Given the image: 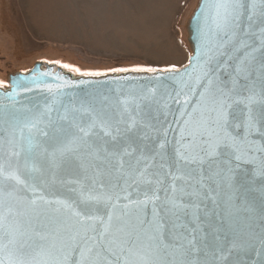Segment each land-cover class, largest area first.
Wrapping results in <instances>:
<instances>
[{
  "label": "water",
  "instance_id": "95a60500",
  "mask_svg": "<svg viewBox=\"0 0 264 264\" xmlns=\"http://www.w3.org/2000/svg\"><path fill=\"white\" fill-rule=\"evenodd\" d=\"M210 3L198 0L188 21L192 53L181 68L74 77L56 64L38 61L26 72L9 75L8 87H0V168L22 183L0 177V217L11 225L10 234L0 227V264H46L63 241L83 235V227L94 223L88 220L80 225L72 210L104 221L109 214L135 215L136 202L144 200L145 193L159 196L158 203L168 198L173 174L181 176L175 181L177 188L191 191L195 187L212 197L201 204L207 216H201L203 242L196 264H264V151L257 150L264 148V105H253L259 123L252 132L244 127V105L231 109L229 134L243 141L242 149H251L242 159H235L231 150L216 163L188 164L178 159L181 146L192 139L185 131L190 114L199 109L208 116L200 103L208 84L207 69L202 67L206 49L201 28L202 14L211 17L212 8L204 7ZM239 3L238 18L228 36L214 37L224 53L215 55L209 73L218 82L230 80L238 60L249 51L245 44L259 47L264 0ZM257 75L253 72L240 84H255L259 91ZM93 120L103 122L111 135L97 128V134L89 138L91 147L73 146L76 151L62 157L57 149L75 131L72 125L86 126ZM132 121L136 124L129 130ZM162 142L166 143L160 149ZM125 150L131 154L125 155ZM228 167L234 170L231 186L221 171ZM213 171L220 175L213 176ZM145 179L150 183H144ZM201 180L203 188L197 183ZM82 194L97 199L84 200ZM41 196L51 203L44 204L38 199ZM34 199L37 204L31 205ZM58 202H67L72 209ZM151 213V204L140 211L147 218ZM187 219L181 217L176 223ZM96 231H100L99 223ZM165 239L171 242L167 231Z\"/></svg>",
  "mask_w": 264,
  "mask_h": 264
},
{
  "label": "snow or ice",
  "instance_id": "6c2138e0",
  "mask_svg": "<svg viewBox=\"0 0 264 264\" xmlns=\"http://www.w3.org/2000/svg\"><path fill=\"white\" fill-rule=\"evenodd\" d=\"M204 7L212 8L210 18L202 14L201 28L206 49V59L202 67L207 69L204 71V78H207L208 84L201 94L200 103L202 108L207 110L208 116H205V113L199 109L190 114L189 120L186 121L185 131L192 139L188 145H182L178 151L179 160L188 164L200 165L209 162L216 163L226 150H231L237 160L242 159L246 151H251L250 148L242 149L243 141L228 132V129L232 127L231 109L236 104L244 105L247 109L244 127L252 132L259 123L253 115V105H264V28L260 30L259 47L245 44L244 46L249 48V51L238 60L230 80L218 82V77L213 79L209 76V73L213 71L211 64L216 54H224L221 51L223 45L219 40L228 36L235 25L241 5L239 0H211V3ZM143 70L155 71V69ZM253 72L258 74L259 91L255 90V84L251 87L240 84L241 80L248 81ZM95 75H100V73H95ZM242 89L247 92L246 95L242 94ZM135 124L136 122L132 121L129 124V130L135 127ZM72 127L75 131L70 134L67 143L57 149L62 157L74 153L76 148L73 146L83 144L85 147H91L89 138L97 134L95 131L97 128L105 136L111 135L109 128L103 122L96 120L86 126L74 123ZM41 135H47V133L42 132ZM165 143H160L158 147L163 149ZM29 145L31 147V141ZM257 150L264 151V148ZM124 154L130 155L131 153L125 150ZM15 155L18 156L19 152ZM111 155L116 156L117 154L111 153ZM137 163L140 161L137 160ZM221 171L231 186L234 170L228 167ZM212 175H220V172L213 171ZM0 177L4 180H15L17 184L22 183L18 176L7 173L3 168H0ZM180 178V175L173 174L172 192L164 201L158 203L159 196L155 193L151 196L145 193V199L136 202L138 211L135 215L124 212L114 217L113 214H109L107 221H104L98 217L81 216V213L72 210V215L78 218L77 223L80 225L83 226L88 220L94 223L83 227V235L77 233L63 241L56 249V255L52 256L46 264H69L70 261L71 264H196V254L201 250L199 244L203 242L202 225L204 221L201 216H207L201 204L204 199H212V197L195 187L191 191H186L183 187L177 188L175 181ZM144 183L147 184L150 181L145 179ZM197 183L201 188L204 187L202 180ZM177 192L180 195H177ZM82 198L84 200L97 199L83 196V194ZM38 199L44 204L51 203L42 196ZM29 203L36 205L37 200H31ZM58 203H62L65 209H72L67 202ZM148 204L152 205L151 217H142L140 211ZM181 217H187V222L177 224L176 221H179ZM97 223L100 225L98 233ZM0 227L4 228L5 234H10L11 225L7 223L6 217H0ZM166 231L171 236V242H166ZM73 253L76 254L74 260H72ZM104 253H108L114 259H109ZM49 255L51 256V253ZM16 264H27V262L16 261Z\"/></svg>",
  "mask_w": 264,
  "mask_h": 264
},
{
  "label": "rangeland",
  "instance_id": "374dc122",
  "mask_svg": "<svg viewBox=\"0 0 264 264\" xmlns=\"http://www.w3.org/2000/svg\"><path fill=\"white\" fill-rule=\"evenodd\" d=\"M197 3L0 0V87L38 61L94 77L181 68L192 53L187 25Z\"/></svg>",
  "mask_w": 264,
  "mask_h": 264
},
{
  "label": "trees",
  "instance_id": "16d2710c",
  "mask_svg": "<svg viewBox=\"0 0 264 264\" xmlns=\"http://www.w3.org/2000/svg\"><path fill=\"white\" fill-rule=\"evenodd\" d=\"M65 70V69H64ZM66 72H68V73H70L72 76H74V77H78V76H80V75H76V74H73V73H71V72H69V71H67V70H65ZM119 73H125V72H119Z\"/></svg>",
  "mask_w": 264,
  "mask_h": 264
},
{
  "label": "flooded vegetation",
  "instance_id": "af4514ba",
  "mask_svg": "<svg viewBox=\"0 0 264 264\" xmlns=\"http://www.w3.org/2000/svg\"><path fill=\"white\" fill-rule=\"evenodd\" d=\"M6 88V87H5Z\"/></svg>",
  "mask_w": 264,
  "mask_h": 264
}]
</instances>
